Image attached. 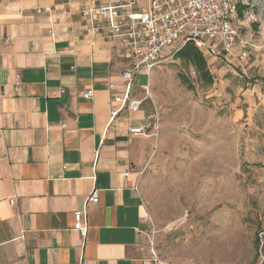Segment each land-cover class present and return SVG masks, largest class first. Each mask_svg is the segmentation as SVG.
<instances>
[{"label":"crops","instance_id":"crops-1","mask_svg":"<svg viewBox=\"0 0 264 264\" xmlns=\"http://www.w3.org/2000/svg\"><path fill=\"white\" fill-rule=\"evenodd\" d=\"M120 1L0 0V264H145L149 256L136 165L158 109L139 76L130 92L139 108L121 106L125 51L81 15L83 6ZM88 88L93 96L82 97ZM94 188L82 237L73 212Z\"/></svg>","mask_w":264,"mask_h":264},{"label":"rangeland","instance_id":"rangeland-1","mask_svg":"<svg viewBox=\"0 0 264 264\" xmlns=\"http://www.w3.org/2000/svg\"><path fill=\"white\" fill-rule=\"evenodd\" d=\"M237 1L234 23L258 46L264 0ZM231 54L205 57L210 83L176 57L138 78L158 109L136 165L151 223L144 246L164 264H264V51Z\"/></svg>","mask_w":264,"mask_h":264},{"label":"built area","instance_id":"built-area-1","mask_svg":"<svg viewBox=\"0 0 264 264\" xmlns=\"http://www.w3.org/2000/svg\"><path fill=\"white\" fill-rule=\"evenodd\" d=\"M236 2L237 0H149L147 9L141 10L135 1L130 0L83 6L81 15L89 20V30L105 38H116L125 51L129 66L121 71L125 84L123 95L118 100L122 107L137 110L141 99L130 94L133 82L140 74L148 78L154 66L175 57L187 42H192L205 57L222 61H226L227 56L236 48L238 54L235 59L238 62L247 59L256 47L264 51V38L255 46L234 23ZM40 10L37 9L38 12ZM175 44H179V48L165 55ZM145 93L148 94L147 87ZM81 95L91 98L93 90L88 88ZM116 113L117 111L111 112L110 119ZM149 117L156 119V113ZM141 130L130 128L133 133ZM128 174L129 172H124V175ZM97 202L98 191L94 188L86 196L83 207L73 212L72 228L82 237L88 231L87 205ZM141 222L145 225L144 231L148 232L151 223L147 213L141 218ZM144 263L164 264L153 251Z\"/></svg>","mask_w":264,"mask_h":264},{"label":"trees","instance_id":"trees-1","mask_svg":"<svg viewBox=\"0 0 264 264\" xmlns=\"http://www.w3.org/2000/svg\"><path fill=\"white\" fill-rule=\"evenodd\" d=\"M244 10L245 5L237 1L235 15L238 19H243ZM175 57L180 61L193 66L200 78L206 83L212 81V76L208 70L205 56L192 42H187L182 48H180L175 54Z\"/></svg>","mask_w":264,"mask_h":264}]
</instances>
